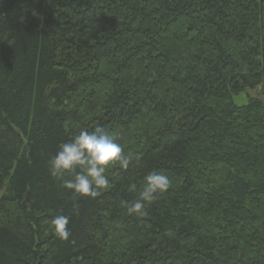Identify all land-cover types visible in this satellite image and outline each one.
I'll list each match as a JSON object with an SVG mask.
<instances>
[{
	"label": "trees",
	"instance_id": "1",
	"mask_svg": "<svg viewBox=\"0 0 264 264\" xmlns=\"http://www.w3.org/2000/svg\"><path fill=\"white\" fill-rule=\"evenodd\" d=\"M261 81L264 0H0V264H264ZM97 125L141 158L74 196L49 161Z\"/></svg>",
	"mask_w": 264,
	"mask_h": 264
},
{
	"label": "clouds",
	"instance_id": "2",
	"mask_svg": "<svg viewBox=\"0 0 264 264\" xmlns=\"http://www.w3.org/2000/svg\"><path fill=\"white\" fill-rule=\"evenodd\" d=\"M257 93L264 92V81L255 87ZM117 135L97 125L89 131L82 128L78 134L58 146L56 154L49 161V174L62 180V187L74 196L95 199L111 187L107 173L113 167L127 170L133 161H138L140 154L128 152L117 142ZM68 174L72 178L64 180ZM171 186L169 177L162 171L154 170L143 178V185L134 202L122 201L129 215H143L146 204L154 202ZM136 186L131 185L135 190ZM74 207H76L74 205ZM69 217L54 216L49 229L61 240H67L71 233L67 225Z\"/></svg>",
	"mask_w": 264,
	"mask_h": 264
}]
</instances>
